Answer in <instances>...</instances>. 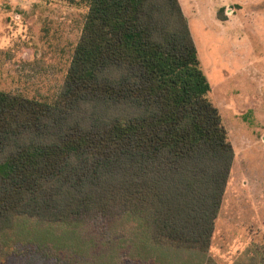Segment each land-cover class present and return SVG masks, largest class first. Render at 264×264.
<instances>
[{"label": "trees", "instance_id": "1", "mask_svg": "<svg viewBox=\"0 0 264 264\" xmlns=\"http://www.w3.org/2000/svg\"><path fill=\"white\" fill-rule=\"evenodd\" d=\"M83 18L52 97L0 89V253L137 217L150 246L218 264L235 152L180 0H87Z\"/></svg>", "mask_w": 264, "mask_h": 264}, {"label": "rangeland", "instance_id": "2", "mask_svg": "<svg viewBox=\"0 0 264 264\" xmlns=\"http://www.w3.org/2000/svg\"><path fill=\"white\" fill-rule=\"evenodd\" d=\"M180 3L211 84L209 98L235 152L207 259L264 264V0ZM86 10L87 0H0V89L52 97L66 74ZM138 219L118 220L108 242L87 225L78 241L65 245L36 243L20 233L6 239L0 264L201 263L150 246Z\"/></svg>", "mask_w": 264, "mask_h": 264}]
</instances>
